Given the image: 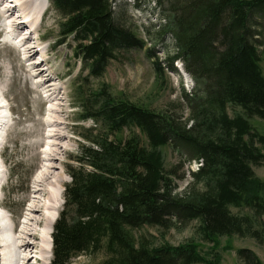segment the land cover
I'll return each mask as SVG.
<instances>
[{
  "label": "trees",
  "instance_id": "trees-1",
  "mask_svg": "<svg viewBox=\"0 0 264 264\" xmlns=\"http://www.w3.org/2000/svg\"><path fill=\"white\" fill-rule=\"evenodd\" d=\"M49 1L65 19L63 34L76 41L86 85L125 51L146 49L156 56L116 16L114 0ZM154 1L171 26L164 33L170 31L175 40L168 67L178 72L174 65L181 61L195 81L186 95L189 115L183 120L156 113L114 95L105 84L87 93L81 81L84 119L94 127L83 135L88 144L78 165L69 166L65 208L52 234V264L100 249L108 255L104 264H220L218 256L202 255L194 241L156 246L133 234L146 225L167 229L177 221H199L205 242L234 235L264 240V180L254 170L264 164V133L251 122L264 120V0ZM154 64L162 74V62ZM123 130L135 133L112 138ZM166 145L200 163L180 192L165 167L160 148ZM237 254L245 264H263L251 249Z\"/></svg>",
  "mask_w": 264,
  "mask_h": 264
},
{
  "label": "rangeland",
  "instance_id": "rangeland-1",
  "mask_svg": "<svg viewBox=\"0 0 264 264\" xmlns=\"http://www.w3.org/2000/svg\"><path fill=\"white\" fill-rule=\"evenodd\" d=\"M37 1L46 4L49 0ZM46 10L42 19L40 17L38 32L31 33L35 42L32 44H39L35 56L28 58L23 49L19 51L15 46L18 47L20 38L14 35L12 37L14 46L13 43L5 44L6 38L11 39L10 32H4L1 35L3 39L0 40V102L5 104L0 109V114L6 116L4 125L0 127L2 141L0 179L4 182L0 189L2 205L0 245L5 244L4 248H0V252L7 255L11 252L10 244L16 240V234L11 230L13 223L20 224L26 219L27 209L30 207L27 208L28 202L32 200L33 180L47 173L49 177L45 184L48 187L57 177L65 180L64 187L70 183L69 166L78 165L76 159L80 156L83 145L88 144L83 135L89 134V129L94 127L90 118L84 119L86 113L79 100L81 99L79 85L87 72H83L82 64L74 54L76 41L72 36L67 37L63 34L62 25L65 19L54 9L51 2ZM114 10L125 25L146 41L147 49L153 51L156 56L151 58L146 49L125 51L109 65L101 78L89 77L85 80L87 85L82 81L84 90L92 93L105 84L120 98L156 113L175 114L184 120L189 115L186 95L193 91L195 81L184 70L181 61L175 62L174 65L178 72L168 67V59L176 53V47L172 33L170 31L164 33V29L168 30L171 26L168 19L163 16L159 4L154 0H114ZM32 29L34 28L29 27L26 31L30 32ZM38 35L41 39L36 38ZM261 49L264 52V45ZM263 52L261 67L264 73ZM42 58H44L42 67L47 68V75L54 77L55 74L61 75L55 77L54 83L60 91L59 96L62 100H53L55 96H51L52 101L47 102L49 94L35 90L36 83L41 77H32L29 68ZM156 60L162 62L165 67L162 74H157L155 70ZM57 108L63 112H56ZM52 116L64 120L65 123L60 126H49L48 119ZM251 122L264 133V120L255 118ZM55 128H59L63 138L58 139L59 143L53 146L55 139H46L44 134L48 135ZM133 133L135 132L132 130H123L112 138L124 139ZM136 134L146 145V137L138 130ZM42 140L45 141L44 146L41 145ZM51 150L57 152L56 159H50L51 157L46 154ZM160 150L164 156L165 167L173 172L177 192L182 191L193 180L192 173L198 170L200 163L189 162L186 156H181L171 145L163 146ZM254 170L255 174L264 180V164L255 167ZM64 208L65 200L57 218ZM232 211L246 212L239 208H232ZM68 212L73 214L71 211ZM3 217L5 220H2ZM40 234L44 236L40 244L47 246L48 231L45 232L44 227H40ZM133 234L137 238L146 236L156 246L179 245L194 241L202 255L211 260L218 256L220 264H245L237 251L240 248H248L254 251L264 264V240L234 235L216 237L211 242H205L200 237L197 220L177 221L167 229L146 225L142 229L134 230ZM43 256L45 259L43 264H52L53 252H44ZM107 258V253L100 249L90 255L81 254L73 257L67 264H104ZM0 262H6L5 258L1 257Z\"/></svg>",
  "mask_w": 264,
  "mask_h": 264
},
{
  "label": "bare ground",
  "instance_id": "bare-ground-1",
  "mask_svg": "<svg viewBox=\"0 0 264 264\" xmlns=\"http://www.w3.org/2000/svg\"><path fill=\"white\" fill-rule=\"evenodd\" d=\"M46 4H43L37 0H0V31L5 33L10 32L12 35H10L11 39L10 37H8V39L6 38L4 43L12 45V37L14 35L16 38H20L18 47H15L19 48V51L23 49V51L28 55V58L35 56L39 49V44H32L35 42H33L34 39L31 33L33 31L38 32L37 27L40 25L39 20L41 17V12L42 10L47 11L46 9H48L50 2L47 1ZM29 27H33L34 29L28 32L26 29ZM36 38H41V36L38 35ZM12 46H14V43ZM43 61L44 58H42L40 62H34L33 67L29 68L32 77H41L36 83L35 90L38 92H47L49 94V98L46 100L47 102L52 101L51 96H55L53 100H62V97L59 96L60 91L54 83L55 77H60L61 75L55 74V77L54 75H47V68L42 67ZM58 105H60V103ZM2 108L3 106H0V109ZM55 111L63 112V110L60 108L55 109ZM48 120V125L53 127L60 126L61 124L65 123L64 120L61 121L59 118H55L54 116L50 117ZM39 131L41 132L42 130ZM44 135L46 139H55V141L52 143L53 146H56L59 143L58 139L63 138V134L59 128L52 129L48 135L46 133ZM44 144L45 141L41 143L42 146H44ZM46 154L51 157L50 159L57 158V152L55 151L51 150L46 152ZM1 172L2 171L0 170V174H2ZM48 177L49 175L44 173V175L33 180V194L31 192L32 200L31 202H28L27 208L29 206L30 207L28 209L26 208L27 216L25 221L21 223V231H15L16 240H14L12 245L10 244L11 252L8 255L5 252H0V258L3 256L4 258L6 257L5 264L10 262L11 264H34L32 260L34 258V254H32L31 250L32 246H35L39 249L37 261L41 264L45 260L43 256L44 248L40 244L41 241H43L44 236L40 234V227H44L45 232L49 231V240L51 242L52 252V233L54 231V223L56 221L55 219L58 217L59 212L64 204L65 180L63 178L57 177V179H54V181L50 183V186L48 187V185L45 184V180ZM1 209L2 205L0 203V217L2 216ZM2 220H5V217H3ZM17 227H19V224H15V228ZM4 247L5 244L0 245V248ZM0 264L2 263L0 262Z\"/></svg>",
  "mask_w": 264,
  "mask_h": 264
}]
</instances>
